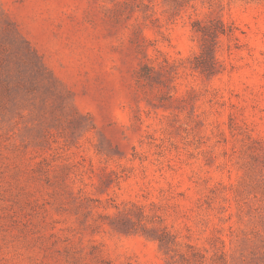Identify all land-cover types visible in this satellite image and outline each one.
Returning a JSON list of instances; mask_svg holds the SVG:
<instances>
[{
  "label": "rangeland",
  "instance_id": "374dc122",
  "mask_svg": "<svg viewBox=\"0 0 264 264\" xmlns=\"http://www.w3.org/2000/svg\"><path fill=\"white\" fill-rule=\"evenodd\" d=\"M0 264H264V0H0Z\"/></svg>",
  "mask_w": 264,
  "mask_h": 264
},
{
  "label": "trees",
  "instance_id": "16d2710c",
  "mask_svg": "<svg viewBox=\"0 0 264 264\" xmlns=\"http://www.w3.org/2000/svg\"><path fill=\"white\" fill-rule=\"evenodd\" d=\"M196 24H198V27L196 29L197 32H200L203 35H207L208 32H210V31H208V28L205 25L201 24V21H197ZM212 33L218 35L220 33H226V31H225V29H220L219 31L218 30L215 31V33H214V31H212ZM213 52H214V47H213Z\"/></svg>",
  "mask_w": 264,
  "mask_h": 264
}]
</instances>
